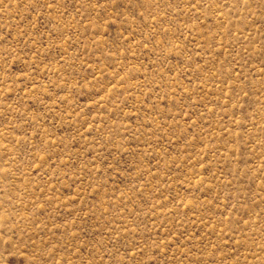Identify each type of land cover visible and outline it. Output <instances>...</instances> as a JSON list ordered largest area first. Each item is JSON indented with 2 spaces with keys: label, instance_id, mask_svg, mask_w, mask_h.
Listing matches in <instances>:
<instances>
[{
  "label": "rangeland",
  "instance_id": "rangeland-1",
  "mask_svg": "<svg viewBox=\"0 0 264 264\" xmlns=\"http://www.w3.org/2000/svg\"><path fill=\"white\" fill-rule=\"evenodd\" d=\"M0 264H264V0H0Z\"/></svg>",
  "mask_w": 264,
  "mask_h": 264
}]
</instances>
